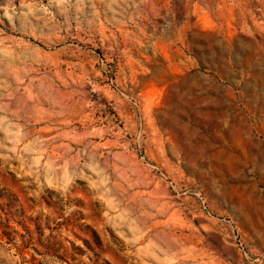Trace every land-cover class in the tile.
Wrapping results in <instances>:
<instances>
[{"label": "rangeland", "instance_id": "rangeland-1", "mask_svg": "<svg viewBox=\"0 0 264 264\" xmlns=\"http://www.w3.org/2000/svg\"><path fill=\"white\" fill-rule=\"evenodd\" d=\"M0 264H264V0H0Z\"/></svg>", "mask_w": 264, "mask_h": 264}]
</instances>
